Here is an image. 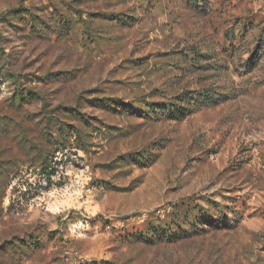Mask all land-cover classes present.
<instances>
[{
  "label": "rangeland",
  "instance_id": "obj_1",
  "mask_svg": "<svg viewBox=\"0 0 264 264\" xmlns=\"http://www.w3.org/2000/svg\"><path fill=\"white\" fill-rule=\"evenodd\" d=\"M0 264H264V0H0Z\"/></svg>",
  "mask_w": 264,
  "mask_h": 264
}]
</instances>
